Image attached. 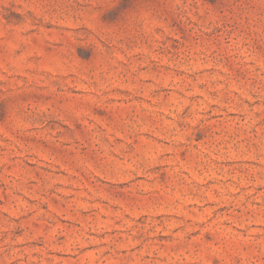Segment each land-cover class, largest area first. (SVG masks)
I'll return each mask as SVG.
<instances>
[{
    "label": "rangeland",
    "instance_id": "1",
    "mask_svg": "<svg viewBox=\"0 0 264 264\" xmlns=\"http://www.w3.org/2000/svg\"><path fill=\"white\" fill-rule=\"evenodd\" d=\"M0 264H264V0H0Z\"/></svg>",
    "mask_w": 264,
    "mask_h": 264
}]
</instances>
